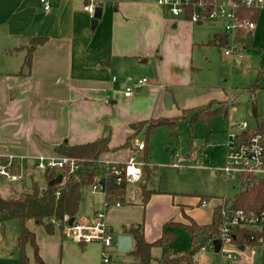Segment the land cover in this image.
Here are the masks:
<instances>
[{
	"label": "crops",
	"instance_id": "crops-1",
	"mask_svg": "<svg viewBox=\"0 0 264 264\" xmlns=\"http://www.w3.org/2000/svg\"><path fill=\"white\" fill-rule=\"evenodd\" d=\"M49 1L51 7L45 9L41 0H0V75L13 76L18 83L9 87L11 98L6 93L4 96L5 102L10 100L9 124L13 126L9 133L1 134L0 130V158L23 157L22 165L30 175L28 163H36L39 155H58L57 145L83 144L101 137H109L110 145L116 148L101 155L102 166H121L131 154L132 148L121 146L134 133L133 123L177 117L184 108L206 105L213 99L227 100L228 108L234 103L237 92L231 96L225 89L224 94L200 95L195 89L199 85L194 84L195 46L206 44L215 33L225 29L205 25V21L194 22L185 14L175 16L159 0ZM90 2L102 7L95 26L91 14L84 10ZM37 36H46L47 40L34 48L31 65L26 66L30 41ZM143 77L148 82L126 95L127 87ZM260 82L258 90L262 87ZM4 116L0 111V126ZM255 117L256 124L248 123L249 130H255L264 121L259 112ZM234 122L241 121L230 118V124ZM150 164L158 168L151 160ZM26 176L22 174L20 182ZM149 188L154 192L146 205L138 181L128 183L120 205L112 203L105 208L114 234L109 248L99 243H78L65 224L63 231L57 228L48 233L43 226L30 222L45 264H103L105 250L111 255L110 264H139L131 250L119 251L117 237L123 234L132 236L134 249L135 240L127 228L142 223L146 240L154 242L170 220L210 223L216 204L229 197L152 188L150 182ZM87 191L76 219L92 218L104 209L105 193L91 187ZM213 198L215 204L206 205ZM209 248L219 252L215 247ZM10 249L2 254L6 256L5 264H19L18 244ZM27 253L34 263L30 244ZM156 259L158 264L159 258Z\"/></svg>",
	"mask_w": 264,
	"mask_h": 264
},
{
	"label": "trees",
	"instance_id": "trees-1",
	"mask_svg": "<svg viewBox=\"0 0 264 264\" xmlns=\"http://www.w3.org/2000/svg\"><path fill=\"white\" fill-rule=\"evenodd\" d=\"M220 0H186V14L187 18H191L194 11H203L209 14ZM237 3V16L239 22L235 30L233 40L240 44L244 49L252 46V31L253 28H248L244 25L246 21H253L255 23L261 7L246 6L245 0H232ZM243 25H241V23ZM47 40L45 36H37L32 38V43L29 46V52L25 59V65L30 66L32 62V52L35 47L44 43ZM207 45L226 48L230 44V36L227 31L217 32L206 43ZM264 72V65L260 67L259 76L256 82L244 89H247L253 95V112L257 116V102L256 93L259 88V82ZM224 115L228 116V102L227 100L213 99L206 105L195 108L184 109L182 114L177 117H160L153 118L149 121H142L133 123L132 128L134 133L127 139V142L121 147L132 148L133 139H135L144 129L147 134L159 125H171L175 127L177 122L184 117L191 116L192 120L196 121L202 118L206 121L211 120L214 116ZM264 131V121L255 128L254 131ZM145 160L146 165L143 166V175L139 181V189L144 205L147 204L151 194L154 190L149 188L151 176L157 169L156 165L150 164L149 156V142L145 140ZM110 145L109 137H101L94 141L70 145L69 143H62L55 147V150L60 155H66L74 158L80 169L73 174H68L65 169L49 168L45 170V177L47 186L42 187L33 180L31 183H23L19 188L16 184L9 186V193L4 196L0 193V222L5 223L8 220L17 219L20 224V235L18 240L19 250V264H45L41 255L39 254V247L37 237L34 230L29 227L30 222L43 226L48 233H54L57 228L64 230L65 216L76 217L80 210L82 199V192L85 188L92 187L101 176L105 178L104 191L105 199L108 204L115 203L118 200H124L127 194L128 182L123 178L121 182H117L118 175L113 169H105L100 164V157L103 153L113 150ZM7 162V158L1 157L0 164ZM16 173L28 175V170L25 165L16 162L13 168ZM105 171V172H104ZM59 174H63V179L60 183L49 186L48 182ZM250 179L248 178V181ZM253 186L250 181L247 186H242L240 193L235 197H224L214 207L213 219L208 224H198L195 221L190 223H182L170 220L165 223L164 231L160 238L154 242H149L145 238L144 225L142 223L132 225L127 228L135 240L134 249L130 253L138 260L139 264H151L153 262V251L157 247L164 248L163 255L159 258L158 264H195L196 255L204 245H213L214 240L218 238L219 228L222 224V206L231 203L233 207L245 209H258L264 205V180L254 179ZM207 198V197H204ZM210 198V197H208ZM183 227L191 235L190 248L188 250H174L169 244L176 239L177 232L174 227ZM250 229H236L235 242L248 243L247 234ZM238 233H241L239 235ZM30 244L34 249V263H32L28 253L27 245Z\"/></svg>",
	"mask_w": 264,
	"mask_h": 264
},
{
	"label": "rangeland",
	"instance_id": "rangeland-1",
	"mask_svg": "<svg viewBox=\"0 0 264 264\" xmlns=\"http://www.w3.org/2000/svg\"><path fill=\"white\" fill-rule=\"evenodd\" d=\"M204 23L221 30L226 28L223 20H218L216 23L209 21ZM252 40V46L243 50L242 59L238 56L225 55L223 47L205 43L195 46L193 55L197 68L194 73V84L199 85V88H195L199 94H224L226 89L231 96H234L236 92L238 95L234 96V103L228 108V116L217 115L209 121L202 118L194 121L191 116H187L181 118L175 127L163 124L155 127L148 134L144 129L137 136L136 140L148 139L150 160L158 165L151 176L150 187L218 197L227 195L231 198L240 193L239 188L235 187L236 181L220 178L218 168L226 164L230 118L232 121L256 124V117L252 112L254 97L244 88L255 83L260 74V67L264 65V7L260 9L256 18ZM30 42L32 43V39ZM236 45L242 47L238 43ZM11 83L18 85L15 77L0 75V111L5 114L3 125L0 126L1 134L9 133L10 126H13L9 124L12 119L8 112L10 100L5 102L4 99L5 93L9 94L10 98L12 97V89L9 88ZM260 85L262 87L257 91V108L260 120H262L261 116H264V72ZM14 107L18 108V102ZM14 126L18 131V126L16 124ZM28 164L32 175L28 174L21 182L14 184L20 188L23 183L29 184L35 180L40 186H47L45 171L37 168L36 163ZM9 186L10 183L7 185L6 180L0 175L2 195L8 194ZM87 193V188H85L82 196L86 197ZM215 202L216 198H213L206 205L213 206ZM30 225L35 227L34 224ZM19 228L20 224L17 219L6 223L0 222V264H5L6 256L2 254H6V251L11 250V246L16 247L18 244ZM174 230L177 232V237L169 246L174 250H188L191 243L188 231L181 226L174 227ZM5 243L7 246H2ZM163 252L162 247L154 249L155 259L152 264H157L158 259L156 258H160ZM197 261V264L227 263V259H222L221 254L214 252L211 248L208 251L200 249Z\"/></svg>",
	"mask_w": 264,
	"mask_h": 264
},
{
	"label": "built area",
	"instance_id": "built-area-1",
	"mask_svg": "<svg viewBox=\"0 0 264 264\" xmlns=\"http://www.w3.org/2000/svg\"><path fill=\"white\" fill-rule=\"evenodd\" d=\"M45 9H50L49 0H41ZM159 4L168 7L175 16L186 14V0H159ZM246 6L264 7V0H245ZM237 3L232 0H220L209 13L203 11H194L191 20L200 21H218L223 20L226 23L225 31L229 33L230 44L224 48L225 55L244 57V49L236 45L233 40L239 18L237 16ZM97 4L90 2L85 4L84 10L94 17ZM243 25L242 22H240ZM244 25L248 28H254L253 21H246ZM146 77L134 80L126 89L125 94L130 95L132 91L142 84H146ZM249 124L245 121L231 123L228 128L227 140V158L226 164L218 169L220 177L224 180L236 181V187L241 190L242 186H247L249 181L253 186L254 181L251 179L258 178L264 180V131L249 130ZM145 141L136 140L131 149V154L125 164L111 168L118 175L117 182L123 178L128 183L140 181L143 175V166L145 160ZM7 162L0 164V175L8 180L9 183L19 182L22 174L13 171L16 162L21 165L23 157L19 155H9L6 157ZM36 166L41 170L49 168L65 169L68 174L76 173L80 169L77 161L66 155H39L36 158ZM105 169H110L105 164ZM248 178L250 179L248 181ZM105 181V178H104ZM94 191H104V183L98 180L91 187ZM206 202V201H204ZM121 204V200L115 202ZM109 204L104 203V209L98 210L92 218H78L69 224L70 218L65 216V225L67 230L73 235L78 243H99L103 248H109L114 241V234L111 226L107 222L105 208ZM223 221L219 228L218 238L221 239L219 254L222 259H227L226 264H264V205L258 209L235 208L229 203L223 204L222 209ZM236 229H250L247 234L248 243H237ZM241 235V233H238ZM213 245H204L201 249L206 251ZM103 264H110L111 255L108 250L103 252Z\"/></svg>",
	"mask_w": 264,
	"mask_h": 264
},
{
	"label": "water",
	"instance_id": "water-1",
	"mask_svg": "<svg viewBox=\"0 0 264 264\" xmlns=\"http://www.w3.org/2000/svg\"><path fill=\"white\" fill-rule=\"evenodd\" d=\"M102 15V7L97 6L95 15L93 17V26L96 25L98 22L99 18ZM63 179V174H59L57 177L53 178L51 181H49V186H54L58 183H60ZM101 183H104V178L101 179ZM75 217H71L69 220V224H71L74 221ZM118 246H119V251L120 252H127L132 250L133 248V238L131 235L128 234H123V235H118ZM221 246V239L217 238L214 240V247L216 251H219Z\"/></svg>",
	"mask_w": 264,
	"mask_h": 264
}]
</instances>
